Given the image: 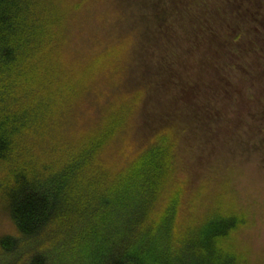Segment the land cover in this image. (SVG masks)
Listing matches in <instances>:
<instances>
[{
    "label": "trees",
    "instance_id": "16d2710c",
    "mask_svg": "<svg viewBox=\"0 0 264 264\" xmlns=\"http://www.w3.org/2000/svg\"><path fill=\"white\" fill-rule=\"evenodd\" d=\"M142 1L145 27L136 0H0V264H258L254 214L180 145L235 95L216 80L256 50L232 41L256 8ZM212 47L228 66L206 84Z\"/></svg>",
    "mask_w": 264,
    "mask_h": 264
},
{
    "label": "rangeland",
    "instance_id": "374dc122",
    "mask_svg": "<svg viewBox=\"0 0 264 264\" xmlns=\"http://www.w3.org/2000/svg\"><path fill=\"white\" fill-rule=\"evenodd\" d=\"M251 1L256 8L252 14L254 21L242 25L239 23L238 33L241 32L242 35L239 39L235 35L232 41L243 45V43H250V38L253 36L252 38L257 42L256 50L251 55L245 56L243 61L238 62L241 63L237 66L238 70L232 71L233 74L231 77L228 76L227 82L216 80L219 85L226 84V90H233L231 94L235 95L222 97L219 96L220 93H217V97L215 96L217 100L210 99L215 104L214 115L208 120L200 118L201 120L196 124L198 130L192 131L188 128L187 141H184L182 135L180 145H190L192 148L184 154V160L191 165L193 176L197 175L199 178L207 179L210 183L216 179H231L230 185L234 188L239 201L249 207L250 210H248L254 214L255 224L248 230L246 236L252 244L253 256L258 264H264V0ZM135 4L142 11L139 22H142L141 25L145 27L147 22L143 23L147 17L144 16L143 1L136 0ZM131 9L135 16L140 14L136 8ZM210 10L212 12V5H210ZM223 13L222 25L225 31L228 25L233 28L234 17L232 13ZM198 15L200 16L201 13ZM185 22L188 23L187 26H194L191 19L185 18ZM185 33L188 34L186 29ZM107 35L111 36V34ZM210 51L213 55L203 57L204 63L200 59H193L196 71L193 76L208 81L205 82L206 84L215 83L216 67L228 66L225 62L226 53L224 51L219 54L214 47L209 49V53ZM251 65L256 66L257 70L251 69ZM221 71L223 74V70ZM247 71L253 75L260 72L262 78L247 81L246 76L253 77ZM212 88L214 92L217 89L214 84ZM144 89L147 94L148 89ZM253 96L255 97L252 98ZM193 97L191 100L194 99ZM192 105L198 108L201 102L195 99Z\"/></svg>",
    "mask_w": 264,
    "mask_h": 264
}]
</instances>
